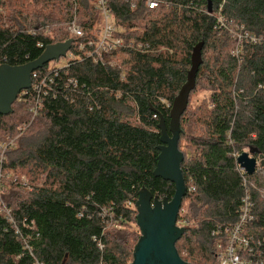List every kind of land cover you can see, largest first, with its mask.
Wrapping results in <instances>:
<instances>
[{
  "label": "trees",
  "instance_id": "obj_1",
  "mask_svg": "<svg viewBox=\"0 0 264 264\" xmlns=\"http://www.w3.org/2000/svg\"><path fill=\"white\" fill-rule=\"evenodd\" d=\"M160 1L155 9L144 0H136L134 7L131 1H107L115 35L127 46L134 42L148 49L118 48L116 56L129 71L97 63L87 54L90 48L73 44L74 57L67 66L51 71L47 63L36 70L53 72L57 95L46 96L33 119L29 95L27 100L18 95L14 104L20 108L13 105L12 112L0 114V137L6 135L0 144L25 119L30 123L18 129L15 147L0 148L2 199L19 226L24 219L35 222V232L21 230L32 234V251L45 264L131 263L141 233L132 226L137 209L128 201L136 203L143 187L160 199L171 200L175 193L174 183L153 173L162 144L158 124L163 116L169 125L193 49L201 42L196 86L180 119L187 188L183 202L188 204L181 206L178 221L188 223L176 248L190 264H220L219 243L224 244L225 236L212 232L217 224L238 219L245 192L233 153L264 158V41L245 42L239 55H233L237 39L219 25L217 16L264 36V0ZM93 4L77 0L75 8L72 0H0V65L34 61L47 45L69 39L67 26L75 12L85 33L77 41L98 39L102 21ZM199 86L208 90L209 99L192 111L191 96ZM194 127L204 134H194ZM188 130L191 142L184 150L181 141ZM261 167L263 173L250 178L264 183ZM24 170L31 189L13 178ZM43 174L40 183L32 182ZM253 200L254 218L246 230L263 240L264 198L256 192ZM110 203L119 223L87 216ZM33 261L1 216L0 264Z\"/></svg>",
  "mask_w": 264,
  "mask_h": 264
},
{
  "label": "water",
  "instance_id": "obj_2",
  "mask_svg": "<svg viewBox=\"0 0 264 264\" xmlns=\"http://www.w3.org/2000/svg\"><path fill=\"white\" fill-rule=\"evenodd\" d=\"M73 41L69 38L49 44L39 58L26 64L0 65V114L12 112L18 94L31 87L32 73L51 60L58 61L61 56L65 57ZM202 46L203 42L193 49L191 68L186 82L173 101L169 125L163 116L158 124L162 144L158 147L160 154L153 173L174 183L175 193L168 200L166 197L160 199L146 187L140 190L135 206L141 235L134 247L130 264H190L181 258L176 248V242L185 233V227L178 226L177 219L187 193L181 168L184 153L179 149L180 119L188 106L190 93L196 86L197 72L202 63ZM237 162L252 175L258 163L264 165V158L245 151L238 156Z\"/></svg>",
  "mask_w": 264,
  "mask_h": 264
},
{
  "label": "built area",
  "instance_id": "obj_3",
  "mask_svg": "<svg viewBox=\"0 0 264 264\" xmlns=\"http://www.w3.org/2000/svg\"><path fill=\"white\" fill-rule=\"evenodd\" d=\"M93 5L96 7V9L101 14V21H102V31L98 39L96 40H88L87 43L79 42L77 39L84 36V29L78 22V16L77 12L74 13V15L71 17V20L69 21V24L67 26V30L70 34V38L74 39L73 44L77 46L78 49L83 50L86 47L90 48L88 51V55L92 57V59L100 63L102 65H107L112 68H118L122 72L129 71V67L127 65L122 64V61L116 56V51L118 48H134L136 46L139 50L142 51H148V49H145V47L139 43L135 44L132 42L129 46L124 44L123 40L115 35V26H114V18L112 16V11L107 5L108 0H92ZM131 1L132 7L136 5V0H126ZM146 2V5L150 9H155L159 5H161L162 1L160 0H144ZM75 4V8H77V0H72ZM217 21L219 25L228 30L231 31L230 28L236 27V31H231L232 34L237 39V45L235 49L232 51L233 55L238 56L240 53V49L242 45L245 42H250L252 44H257L264 41V36H257L255 34H252L246 30H243L242 27H240L237 24H234L232 22H228L222 15L217 16ZM38 46L43 48V43H38ZM71 46V47H72ZM74 57L73 52L71 51V48L67 51L65 58H67V61L64 66H67L69 61ZM61 59V58H60ZM59 59V60H60ZM62 66H56L54 68H50L51 71H56L57 68ZM46 72V73H40L37 71H34L32 73V84L29 89L22 90L18 95H20V100H27L25 98L26 95H29L28 97H31L32 99V106L30 108V112L32 113L33 119L38 111L39 108L44 100V98L48 95L56 96L57 93L55 91V80L53 77V72ZM135 72H132L134 74ZM124 78V77H122ZM72 84V81L69 80V83L67 85ZM31 90V91H30ZM234 95L237 96V92H234ZM30 123L26 122L25 127H27ZM24 127V128H25ZM15 144V139L8 138L4 142L0 144V148L5 150L9 146H13ZM234 157L238 158L240 154L233 153ZM2 161V158L1 160ZM237 170L242 176V183L245 188V192L242 198V202L238 211V219L233 223H227V224H217L216 228L212 232L213 235H217L220 232H222L225 236V242L224 244L222 242L219 243V247L221 248V252L218 254V259L220 264H264V251L262 250V246L264 245V239H256L254 236H251L248 234L246 230V225L248 222H250L254 216H253V208H254V200H253V194L259 193L264 198V183L263 182H256L250 178L255 173L262 174L263 170L261 167V164H257L255 172L250 175L245 170L244 167H242L237 162ZM4 178L5 176L0 170V217H4L12 226V228L15 230V233L18 234L25 245V248H27L31 254V256L34 257L33 264H45L44 262L38 260V258L35 257L34 252L31 248V233H24L21 230V227L30 229L32 232L36 231V224L34 221H31L28 223L25 219L21 221L22 225L19 226L12 210L5 205L2 199V194L4 191ZM15 181H19V184L23 187H26L28 189H31V186L26 180V178H20L19 180L15 179ZM129 204H136L134 201H128ZM94 214V215H93ZM84 213H80V216H83ZM93 216L100 217L104 221H113L119 223V219H116V210H115V204L110 203L106 204L99 209H96L94 213H90L87 216L91 218ZM187 220H177V225L180 227H185L187 224ZM100 249L104 248L103 242L98 241ZM98 264H104L102 261Z\"/></svg>",
  "mask_w": 264,
  "mask_h": 264
},
{
  "label": "rangeland",
  "instance_id": "obj_4",
  "mask_svg": "<svg viewBox=\"0 0 264 264\" xmlns=\"http://www.w3.org/2000/svg\"><path fill=\"white\" fill-rule=\"evenodd\" d=\"M230 30L233 32V31H236L237 29H236V27H232V28H230ZM230 31V33L232 34V32ZM66 61H67V58H65L64 56H61V59L60 60H51L50 62H49V64H48V67H50V68H54V67H56V66H64L65 65V63H66ZM207 99H209V92H208V90H206V89H204V88H202L201 86H199L198 88H197V90H196V92L191 96V103H190V109H192V111L194 110V109H196L197 107H199L202 103H204L205 101H206V103H207ZM15 102V101H14ZM13 105H14V107H16V108H20V105L17 103V104H14L13 103ZM12 105V106H13ZM191 111V112H192ZM198 114H200V112H198ZM28 117H29V115H27ZM196 117V116H195ZM24 118H25V116H24ZM27 118V117H26ZM197 118V117H196ZM28 119V118H27ZM27 119H25V120H27ZM25 120L22 122V123H20V124H18L17 125V127L15 128V130H14V132L13 133H8L7 134V138L5 139V140H7L8 138H12L13 140L14 139H17L18 138V136L16 135V134H18L19 133V130L18 129H20V130H22L25 126ZM11 123V122H10ZM190 128V126H187V129H189ZM196 128H199V126H196ZM190 131L191 130H188L187 132H186V135H184V137L182 138V141H181V148L182 149H184V150H186V148L188 147V144H189V142H191L190 141ZM203 129H201L200 131H199V129H197V131H195V127H194V134H200V135H202V134H204L203 132ZM25 133V132H24ZM23 133V134H24ZM22 134V135H23ZM4 136H6V135H3V137H0V139H4L5 137ZM11 136V137H10ZM16 144V143H15ZM15 144H14V147H15ZM19 173H21V172H19ZM24 173H26V170H24L23 171V173L22 174H15L14 176H13V178H15V177H18V178H26V180H28L29 179V177H27L26 175H24ZM25 176V177H24ZM44 177V174L43 175H41L40 177H39V179H34V180H32V182L33 183H40L41 181H42V178ZM28 182L31 184V181L30 180H28ZM187 204H188V202H183V204H182V207L184 206V208H187ZM133 228L134 229H137V231H139V234L141 233L140 232V229H139V226L136 224V223H133ZM138 241V240H137ZM137 243V242H136ZM136 245V244H135ZM135 247V246H134ZM184 255L185 256H187V254L186 253H184ZM132 262V261H131Z\"/></svg>",
  "mask_w": 264,
  "mask_h": 264
},
{
  "label": "flooded vegetation",
  "instance_id": "obj_5",
  "mask_svg": "<svg viewBox=\"0 0 264 264\" xmlns=\"http://www.w3.org/2000/svg\"><path fill=\"white\" fill-rule=\"evenodd\" d=\"M178 220V219H177Z\"/></svg>",
  "mask_w": 264,
  "mask_h": 264
}]
</instances>
